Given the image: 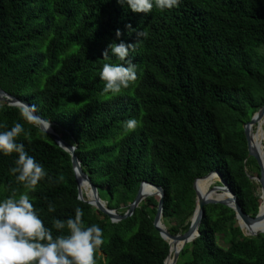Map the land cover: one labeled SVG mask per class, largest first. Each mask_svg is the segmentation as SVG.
Wrapping results in <instances>:
<instances>
[{
	"label": "trees",
	"instance_id": "1",
	"mask_svg": "<svg viewBox=\"0 0 264 264\" xmlns=\"http://www.w3.org/2000/svg\"><path fill=\"white\" fill-rule=\"evenodd\" d=\"M121 40L133 43L127 59L137 79L111 95L99 72L120 61L102 52ZM0 87L77 144L84 171L120 214L146 180L164 190L168 231L184 233L196 207L193 183L214 170L247 214L259 211L260 184L249 175L259 176L260 168L249 155L244 124L264 105V0H181L149 13L117 0H0ZM21 110L0 102V124H23L17 142L47 172L28 193L45 225L74 217L79 207L86 226L103 229L96 264H164L170 247L154 226L159 196L111 221L79 198L71 154ZM129 118L137 119L135 130L124 128ZM16 158L0 153V199L25 191L11 172ZM204 211L200 234L176 264H264V232L245 235L227 205L209 203Z\"/></svg>",
	"mask_w": 264,
	"mask_h": 264
},
{
	"label": "clouds",
	"instance_id": "2",
	"mask_svg": "<svg viewBox=\"0 0 264 264\" xmlns=\"http://www.w3.org/2000/svg\"><path fill=\"white\" fill-rule=\"evenodd\" d=\"M181 0H117L121 6H127L134 13H149L153 8L160 10L173 9ZM129 30L131 25H127ZM143 36L146 33L137 32ZM121 31L116 30L119 39ZM133 43L113 41L102 52L103 57L110 53L119 63H104L99 72V78L104 81L103 92L117 95L122 88L137 79L136 65L127 57ZM34 109V106H33ZM25 106L21 116L28 122L35 123L37 117L34 110ZM45 127L49 125L44 124ZM138 121L129 118L124 121L127 131L135 130ZM0 153L17 154L15 166L11 172L17 182L23 185L24 192L0 199V264H96L94 254L103 245V229L96 223L85 225L84 212L75 208L74 217L66 220L53 218L52 228L61 232L54 236L52 228L45 225L29 198V192L34 191L38 183L47 176L44 166L29 155L23 143L17 142V137L24 131L23 124L16 122L8 128L0 124ZM48 213L56 211V205L49 202ZM67 229L65 233L63 230Z\"/></svg>",
	"mask_w": 264,
	"mask_h": 264
},
{
	"label": "water",
	"instance_id": "3",
	"mask_svg": "<svg viewBox=\"0 0 264 264\" xmlns=\"http://www.w3.org/2000/svg\"><path fill=\"white\" fill-rule=\"evenodd\" d=\"M0 102H6L9 105H14L17 107H20L22 109H24L25 106H28L30 109H33V106L26 100L21 99L9 92H7L6 90H4L3 88L0 87ZM34 113L35 116L37 117V121L36 123L39 125V127L45 131L46 133H48L49 135H51L53 137V139L62 147L64 148L66 151H68L71 154L72 157V165L75 171V175L77 178V182H78V193H79V198L85 200L86 202L90 203L91 205H93L95 208H97L98 210L102 211L103 213H105L106 215H108L111 219V221L113 222H117L122 220L123 218H126L128 216H131L135 209L140 205V203L148 196H152V195H158L160 200L158 203V207H157V212L156 215L154 217V226L156 227V229L160 232V235L168 241L169 243V254L165 259L164 264H166L167 259L170 257L171 252H172V244L175 246L180 242L182 243L181 247L177 250L174 251L173 253V263L172 264H176L180 251L183 249V247L189 243L192 242L199 234H200V224L202 221V218L204 216V207L206 204L209 203H220V204H224L227 205L231 208H233L236 212V217L238 219L240 228L243 229V223H250L255 221V219L258 216V213L256 216H251L249 214H247L242 206L240 205V203L238 202L237 196L235 194V192L232 190L230 184L224 179V177L222 176V174L217 171H211L209 172L207 175L198 177L197 179H195L194 183H193V187L195 189L196 192V207L194 210V213L191 217V224L188 228L187 231H185L184 233H178V234H171L166 225L164 224L162 217H163V203H164V190L161 186L154 184L152 182L149 181H142L139 187V190L137 192L136 197L134 198V200L130 203L128 209L126 210V212L124 214H120L116 211V209H111L108 207L106 201H104L99 194L98 188L95 185V183L91 180V178L89 177V175L84 171L82 165H81V161L77 156L76 150H77V144H71L68 143L67 141H65L60 134L53 128L52 122L45 120L44 118H42L41 116H39V114L37 113V111L35 109ZM264 114V105L253 115V117L251 118V120L247 123L244 124V131H245V135L247 138V142H248V150H249V155H252L256 158V161L258 163V166L260 168V175L259 176H254V175H249L251 179L255 180L256 182H258L260 184L261 187V198L264 197V153H261V151L254 147V145L252 144V126L257 123L261 117ZM47 123L49 126L45 127L44 124ZM212 174H216L219 177V183L215 186L212 187V189L210 191H208L207 193L204 194H200V192L197 190L196 188V184L198 182V180L201 179H205L206 177L212 175ZM80 179L85 183V185L87 187H89L90 189V195L91 198H85L84 197V191L81 189L80 186ZM144 184H148L150 186L153 187L154 191L150 192L149 194H147L146 196L142 193V187L144 186ZM221 191H225L228 192L229 197L227 198H218L215 196V194L219 193ZM86 196L88 197V195L86 194ZM261 205V204H260ZM260 209V206H259ZM259 212V211H258ZM264 232V227L261 230H258L256 232H254L253 234H245L248 236H256L260 233Z\"/></svg>",
	"mask_w": 264,
	"mask_h": 264
},
{
	"label": "bare ground",
	"instance_id": "4",
	"mask_svg": "<svg viewBox=\"0 0 264 264\" xmlns=\"http://www.w3.org/2000/svg\"><path fill=\"white\" fill-rule=\"evenodd\" d=\"M263 118H264V114L261 117V119L259 120V123L261 126L264 124ZM251 133H252V144L254 145V147H256L258 149V151L260 150L261 153H264V150H262V143L258 138V137L264 136V128L263 127L260 128L259 134H256L253 131ZM216 181H219L218 175L212 174V175L206 177L205 179L198 180V182L196 184V188L200 192V194L207 193L208 191H210L212 189L213 186L216 185ZM80 186H81V189L88 195V198H91L89 187H87L81 179H80ZM152 191H154L153 187L148 185V184H144V186L142 187V193L145 196ZM215 196L218 198H227V197H229V194H228V192L221 191V192L215 194ZM261 199H262V201L260 203L261 204L260 209H259L258 216L255 219V221L250 222V223L242 222L243 223V227H242L243 229L242 230L244 231L245 234H248V235L253 234L254 232L261 230L264 227V197H262ZM262 205H263V208H262ZM181 245H182V243L179 242L175 248V246L172 244V252H171L170 257L167 259L166 264H172L173 263V257H172L173 253L176 249L178 250L181 247Z\"/></svg>",
	"mask_w": 264,
	"mask_h": 264
},
{
	"label": "rangeland",
	"instance_id": "5",
	"mask_svg": "<svg viewBox=\"0 0 264 264\" xmlns=\"http://www.w3.org/2000/svg\"><path fill=\"white\" fill-rule=\"evenodd\" d=\"M264 119V118H263ZM263 127L264 128V124L261 126L259 121L257 123H255L253 126H252V131L256 134H259L260 133V128ZM259 140L261 141L262 143V150H264V136L263 137H258ZM219 183V181H216V185ZM258 183V182H257ZM257 191L258 192H261V187H257ZM84 197L87 199L88 197L86 196V193L84 192ZM149 197V196H148ZM147 198V197H146ZM243 231V230H242ZM244 233V231H243Z\"/></svg>",
	"mask_w": 264,
	"mask_h": 264
}]
</instances>
